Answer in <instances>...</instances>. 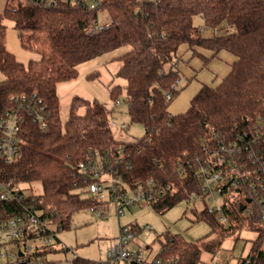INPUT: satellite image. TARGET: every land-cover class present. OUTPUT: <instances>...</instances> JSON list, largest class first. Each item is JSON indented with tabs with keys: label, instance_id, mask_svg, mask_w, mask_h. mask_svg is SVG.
I'll list each match as a JSON object with an SVG mask.
<instances>
[{
	"label": "trees",
	"instance_id": "16d2710c",
	"mask_svg": "<svg viewBox=\"0 0 264 264\" xmlns=\"http://www.w3.org/2000/svg\"><path fill=\"white\" fill-rule=\"evenodd\" d=\"M8 1L0 11V109L18 108L23 102L31 108L41 104L47 124L39 128L20 108L24 121L19 157L0 165V178L39 182L41 192L28 194L27 199L36 198L37 206L55 224V232L68 228L74 213L93 202L78 191L84 189L78 164L94 150L119 156L116 168L124 181L134 184L153 179L165 186L164 193L150 203L162 212L199 192L194 167L212 134L242 131L246 117L264 112V0H100L95 9L67 0L55 4L15 0V7L8 6ZM100 10L109 15V25L87 33ZM196 16L202 18L204 27L218 30L226 23L235 31L201 36L202 29L193 22ZM5 20L17 30L21 46L38 53V59L25 64L6 48ZM181 42H188L204 63L221 50L231 52L235 59L218 84H202L185 111L170 113L167 107L178 91L180 75L164 66L173 60ZM124 45L128 48L117 56L116 76L125 80L128 114L143 126L145 135L131 141L114 138L110 110L78 95L72 97L68 117L62 121L57 85L76 78L80 62ZM94 77L97 72L89 74ZM120 92V84L109 87L114 102ZM19 206L0 200V221L14 215ZM199 214L217 237L190 242L179 234H167L154 256L161 264H198L202 251H215L221 236L244 222L235 204L227 209V224L205 208ZM250 228L257 236L248 253L264 257V230ZM58 242L55 237L32 255L41 257L40 264H63L43 256L56 251ZM70 264L103 263L77 255Z\"/></svg>",
	"mask_w": 264,
	"mask_h": 264
},
{
	"label": "built area",
	"instance_id": "2783aa9c",
	"mask_svg": "<svg viewBox=\"0 0 264 264\" xmlns=\"http://www.w3.org/2000/svg\"><path fill=\"white\" fill-rule=\"evenodd\" d=\"M46 4H55L59 0H44ZM89 9L99 6L100 0H67ZM109 25L98 20L89 25L86 32L96 33ZM203 31V29H202ZM216 34L217 28L211 29ZM179 81V80H178ZM178 83V82H177ZM177 85V84H176ZM177 87V86H176ZM170 98L171 93L167 92ZM25 102H23L24 104ZM118 100L115 101V104ZM24 107L25 116L29 117L39 128L47 124L43 105L33 108L28 104ZM21 107L0 109V165L8 164L18 159L21 141V130L24 115ZM247 125L242 131L231 135L214 133L204 143L203 156L194 167V178L198 182L199 192H192L190 199L201 200L207 213L213 214L224 224L229 222L227 209L235 204L238 213L244 217L247 226L264 230V112L253 118L246 117ZM121 124V128H125ZM150 137L148 136L147 139ZM119 156L111 151L94 150L80 161L78 171L83 178V188L93 195V202L88 206L91 210L103 209L106 200L113 201L117 206L116 213H122L123 206H131L138 202L150 204L165 191V186L156 184L153 179L130 184L123 180L116 168ZM20 183L15 179L0 178V200L19 204V210L11 217L0 221V264H40L41 257L32 254L37 248L42 249L54 242L55 225L39 208L35 197L31 201ZM56 228V226H55ZM151 229L150 225L145 226ZM251 229V228H250ZM42 239L43 243L30 251L32 245L26 241ZM134 239L132 227H120L117 240L106 252L103 264H161L153 257L147 259L143 252L135 246H128ZM17 248L11 250V245ZM261 249L264 250V242ZM73 254L63 264H70ZM264 256V255H262ZM238 264H264V257L259 253H247Z\"/></svg>",
	"mask_w": 264,
	"mask_h": 264
},
{
	"label": "rangeland",
	"instance_id": "374dc122",
	"mask_svg": "<svg viewBox=\"0 0 264 264\" xmlns=\"http://www.w3.org/2000/svg\"><path fill=\"white\" fill-rule=\"evenodd\" d=\"M6 0H0L3 8ZM8 6L15 7V0H9ZM98 22H108L109 15L106 11L98 12ZM194 25L199 29L201 36H213L211 29L203 26V20L196 16ZM5 46L21 62L27 63L30 59H38V53L29 51L21 46L18 33L12 27L10 21L5 20ZM235 31L234 26L223 23L216 34ZM196 35V33H194ZM128 48L127 45L112 49L111 51L97 54L92 58L77 64V77L60 82L57 85V94L60 104V117L64 121L69 114L71 99L74 95L85 99L96 100L110 110V129L114 138L122 141H131L145 135L143 126L131 120L128 114L125 80L116 76L120 66L117 58L119 54ZM198 50L210 55L211 51L198 47ZM235 59L234 55L221 50L218 56L212 57L204 63L201 56L195 54L188 42H181L176 50L172 61L165 64L164 68L170 67L179 72L177 93L172 96L168 104L170 113L185 111L190 99L194 96L202 84L216 85L221 78L229 71L230 63ZM97 72V77L89 78V74ZM3 75L0 72V80ZM113 84H120L118 103L110 98L109 87ZM125 124V128H121ZM146 137H148L146 135ZM22 189L28 194H38L42 187L39 182H20ZM84 198H91L93 195L85 189H79ZM106 200L103 209L91 210L83 208L74 213L70 226L59 230L56 237L59 242L57 250L44 254L45 258L70 259L73 254L86 257L96 261H105L106 252L117 240L120 227H132L134 239L128 246H135L141 250L147 259H151L161 250V241L167 234H179L185 240L198 242L202 238H215L217 232L211 231L209 221L200 216L199 212L204 209L205 204L198 199L181 200L164 211H158L146 202H138L131 206H123L122 213H116L117 206L113 201ZM199 215V217L197 216ZM150 225L151 229L145 226ZM55 230V225H51ZM255 230L250 229L246 221L241 226L229 231L224 237L221 236L220 244L213 252L202 251L201 260L198 264H238V261L247 255L256 238ZM26 245H32L30 251L43 243L37 238L33 242L26 241ZM11 245V250H16Z\"/></svg>",
	"mask_w": 264,
	"mask_h": 264
},
{
	"label": "crops",
	"instance_id": "0c3cea01",
	"mask_svg": "<svg viewBox=\"0 0 264 264\" xmlns=\"http://www.w3.org/2000/svg\"><path fill=\"white\" fill-rule=\"evenodd\" d=\"M2 6L0 5V11L2 10V8H1ZM16 30V29H15ZM17 31V30H16ZM155 256V255H154Z\"/></svg>",
	"mask_w": 264,
	"mask_h": 264
}]
</instances>
